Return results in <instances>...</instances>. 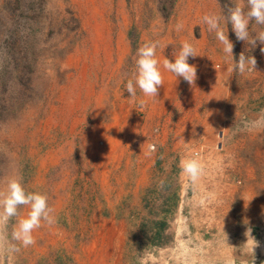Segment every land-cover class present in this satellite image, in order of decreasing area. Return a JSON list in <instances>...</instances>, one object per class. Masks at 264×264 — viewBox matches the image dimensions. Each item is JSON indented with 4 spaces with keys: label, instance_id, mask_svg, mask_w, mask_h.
<instances>
[{
    "label": "rangeland",
    "instance_id": "374dc122",
    "mask_svg": "<svg viewBox=\"0 0 264 264\" xmlns=\"http://www.w3.org/2000/svg\"><path fill=\"white\" fill-rule=\"evenodd\" d=\"M229 7L231 0H0V193L10 178L22 177L28 190L47 194L53 217L28 247L11 238L26 206L0 223V264L208 263L201 236L183 229L190 216L180 161L196 155L201 162L203 149L221 142L224 163H238L229 146L239 140L219 138L226 130L257 132L251 146L264 150L262 45L237 40L229 25L234 59L242 52L255 58L246 72H230L231 57L201 23L205 13L226 15ZM249 27L252 34L261 30ZM150 40L160 42L158 60L174 59L185 40L193 43L200 55L188 60L196 67L192 85L227 86L230 123L211 130L196 120L200 114L179 123L174 135V123L154 118V99L139 89L129 96L124 84L136 50ZM171 76L174 85L189 86ZM210 99L192 105L203 112L219 104ZM163 127L172 131L158 150L154 136ZM263 156L251 155V162L260 165ZM258 207L264 211V203ZM262 220L252 227L253 264H264ZM247 233L239 235L246 243ZM13 244L19 251H9Z\"/></svg>",
    "mask_w": 264,
    "mask_h": 264
},
{
    "label": "crops",
    "instance_id": "0c3cea01",
    "mask_svg": "<svg viewBox=\"0 0 264 264\" xmlns=\"http://www.w3.org/2000/svg\"><path fill=\"white\" fill-rule=\"evenodd\" d=\"M163 60L159 58L162 77L165 75L166 77L163 78L158 97L151 98L157 103L154 118H158L162 124L174 123V135L180 131L177 129L179 123L188 122L190 124L193 118L199 117L200 114H203L204 118L196 120L199 123L203 122L201 125L205 123L211 130L213 126L220 128L224 123H230L227 121L223 106L229 90L227 86L223 83L217 85L211 83L189 84L185 88L182 85H174L171 82V72L162 67ZM177 90L184 92L181 96H177ZM204 97H210L212 102H219V104L204 105V110L201 112L200 109L198 110L199 106H193L192 103L196 100L203 102ZM181 102L184 103L183 106L178 105ZM175 115L177 118L174 117ZM251 119L253 121V118ZM186 129H188L185 131L187 135V132L191 131L190 128ZM171 131V128L163 127L154 136L158 150L163 147V140L170 136ZM231 135H235L233 138L239 140L229 146V150L232 151L230 153L237 156L238 163L234 165L232 162L230 165L224 163L225 158L219 155V149H225V147L219 142L218 146H211V144L203 149V154H205L201 161L203 171L195 181H192L187 174L183 176L185 181L188 180V183L185 182L186 186L182 188L181 195L185 197L184 211H188L190 216L188 224L183 229L188 234L201 236V243L205 244L206 250L211 253L205 258L207 264H243L241 263L243 260H246L247 263L256 261L255 248L249 249L251 248L250 244L254 245L257 242L254 234L256 231L253 232L254 228L252 227L256 228V224L264 218V211L258 207L259 203H264V156L260 157V165L251 162L250 156H255L257 153L264 155V150L257 152L255 146H251L255 144L258 136L255 131L232 132L226 130L219 132V138L225 136V139H231ZM262 135L264 134L262 133ZM212 156H214L213 159ZM241 156L243 158H240ZM257 207L260 210L259 213H257ZM262 222L264 223V220ZM246 223L249 226L246 227L248 233L243 230ZM245 233L249 234L247 236L248 243L239 238V235ZM246 246L250 247L246 249ZM246 250L251 251L253 257L245 259Z\"/></svg>",
    "mask_w": 264,
    "mask_h": 264
},
{
    "label": "clouds",
    "instance_id": "9594fccd",
    "mask_svg": "<svg viewBox=\"0 0 264 264\" xmlns=\"http://www.w3.org/2000/svg\"><path fill=\"white\" fill-rule=\"evenodd\" d=\"M201 23L206 26L209 33L215 34L216 40L222 45V52L231 57L233 63L229 69L230 72L233 70L239 73L246 72L249 66L254 67L255 58L242 52L237 59H234L233 44L228 38L229 25L237 40L245 41L252 48L259 41L262 45L261 51H264V0H231V7L227 9L226 15L221 12H208L201 17ZM250 23L260 26L261 30L252 34ZM159 47L158 40L146 41L138 46L134 69L124 84V90L129 96H135L136 90L139 89L146 97H158V91L163 84L161 62L157 58ZM197 55L200 54L195 50L193 43L185 40L181 43L174 59H164L162 67L177 78H183L189 84H193L196 78V67L188 60ZM180 167L192 181H195L203 171L196 155L182 159ZM22 206L27 207V212L17 220L11 238L18 242L19 247H28L35 242L33 232L41 226V223L53 222L52 209L45 192L30 191L25 187L22 177L13 176L8 180L6 190L0 193V223L18 217V210ZM254 246L255 244L252 249ZM19 247L13 244L9 251L17 252Z\"/></svg>",
    "mask_w": 264,
    "mask_h": 264
}]
</instances>
